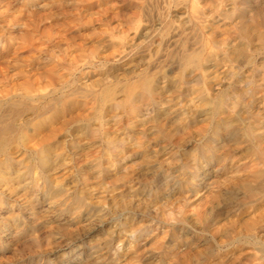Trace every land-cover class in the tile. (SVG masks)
Here are the masks:
<instances>
[{
	"label": "rangeland",
	"instance_id": "1",
	"mask_svg": "<svg viewBox=\"0 0 264 264\" xmlns=\"http://www.w3.org/2000/svg\"><path fill=\"white\" fill-rule=\"evenodd\" d=\"M64 1L0 0V105L37 109L0 155V264H264V47H240L235 19L216 30L209 70L238 47L240 84L215 112L194 78L150 66L144 0ZM146 75L155 94L130 102ZM109 86L119 105L95 104Z\"/></svg>",
	"mask_w": 264,
	"mask_h": 264
},
{
	"label": "bare ground",
	"instance_id": "2",
	"mask_svg": "<svg viewBox=\"0 0 264 264\" xmlns=\"http://www.w3.org/2000/svg\"><path fill=\"white\" fill-rule=\"evenodd\" d=\"M209 2H210L209 0H144L142 5L135 3L134 9L136 11L141 9L144 13L143 17H144V22L146 23V32H147L146 38H147L149 45L154 46L156 42H159V48H160L159 53L155 54L152 51H151L152 54L150 53V61H151L150 66H152V69H158L164 63V65L165 64L166 65L164 66L165 68L163 67V69H162L163 72L161 73L162 74L161 76H163V79L167 80V81H172L174 78H178V81H181L185 85H191L192 84V82H189L187 80V79H189V77L194 78L193 82H198L197 84L203 85L202 94H203V96L207 97V98H205V101L210 106L213 107V110L215 112H218L221 110H227L231 106L236 107V106H238L237 104H239L238 101L235 99H233L232 103L229 104L228 101H231L232 99H227L226 97L225 98L223 97L224 99L223 98L221 99L219 95L222 94L221 93V91H222L221 90V87H222L221 84L224 81L225 82L227 81L229 83V86H228L229 89H231V87H234V86L236 87L238 84H240V83H237V81L235 80V73H234V70L236 68H239V67L230 66V65L227 66V64L225 65V62H227L226 60H228V62H230L231 61L230 59L232 56L237 58L240 56V54L239 53H232V54L230 53L231 51L233 52V51H236L238 49V47L233 46L232 50L225 51V53H223V54H225L224 58L221 59V64L223 65V71L220 73V69L218 68L220 66L218 63V66L213 65L214 71L211 72L209 70V66L207 65L208 59L210 60V59L216 58L217 57V54H216L217 50H219V49L221 50L224 48V47L222 48L223 42L222 43L216 42L214 33L221 26H225L226 21H233V19H235L237 23H236V26H234L235 31H234L233 35L235 36V38H233V39H237L238 41L239 40L241 41L240 47L247 49V48H249L250 45L256 44L257 50L262 49L264 47V0H234L233 9L231 11H227L226 8H223L222 3H220L218 5H213L211 8H208L209 6L207 7V5L209 4ZM44 6H46V5H44ZM41 10H42V8H41ZM24 22H26V21H24ZM233 25H235V24H233ZM44 29H46V28H44ZM25 31H26V29H25ZM156 56H157L158 62L155 64L154 61L156 59ZM5 63H7V62H5ZM214 81H216V82L213 83ZM155 83H156V80L154 78L148 77V75H146L139 82L137 81V84H138V85L136 84L137 86H133V85H132V87L130 86V88L126 91V97L131 102V100L135 101L141 95H144V94H148V95L153 96L156 92L154 90L155 89V86H154ZM253 85H254L253 80H250L246 85L250 92H251V87ZM226 86H227V84H226ZM262 87H264V84H263V86H258V89H260ZM62 88H65V86H63ZM63 90L61 92H63ZM116 93H117L116 88L109 86L99 96L96 95L95 93H91V94H92V100L95 104H97V103L101 104V102L104 101L107 103L109 102V103L113 104L114 106H118L119 104L115 103L116 102ZM19 95H21V94H19ZM32 98H30V99H32ZM60 99L62 100V97ZM56 100H54V101H56ZM194 100H193V102H194ZM15 102L19 103L18 101H15ZM12 103L13 102H10L9 104H12ZM21 103L22 102L20 101V104ZM13 105H14V103H13ZM13 105L8 109H6V108H4V106L0 105V155H2V154L5 155V153L10 151L12 148H18L19 146L26 145L27 139L29 136V132H28V130L30 129L29 127L30 126H33V127L36 126L35 125L36 123H30L28 121V119H27V121H25V120H26V116H27L28 112L36 113L37 109L32 108L31 110H28V111L23 110L24 112H22V111L19 112L17 110L18 111L17 112L16 108L18 106L14 108ZM60 105H62V103H60ZM160 105H162V103H156V105H154V107L157 108ZM15 106H16V104H15ZM152 107H153V105H152ZM21 109H22V107H21ZM26 109H27V106H26ZM99 109H100V107L96 108L97 115L99 113L98 112ZM233 109H232V111H233ZM40 111H42V109ZM214 111H213V113H214ZM46 112H47V110H46ZM45 113H43V114L41 113L42 115L40 114V116L42 117L43 115H45ZM59 115H60V113H59ZM182 125H180V126H182ZM41 154H42L41 155V157H42L44 155V153L41 151ZM43 160L45 161L44 157H43ZM48 160L49 159L46 158V161H48ZM3 167H5V166L3 165ZM3 167H2V165H0V172L2 171ZM46 171H47V169H46ZM48 173L49 172H47V174ZM50 179H51V177H50ZM49 184H50V182H49ZM51 184H52V182H51ZM60 193H63V190H60ZM177 199H178V197H177ZM77 201H78V203L82 204V199H78ZM205 237H206V235H205ZM256 241H257V239H256ZM253 243H255V242L253 241ZM254 245H253V248L256 247ZM257 246H259V245H257ZM79 259H78V261H79Z\"/></svg>",
	"mask_w": 264,
	"mask_h": 264
}]
</instances>
